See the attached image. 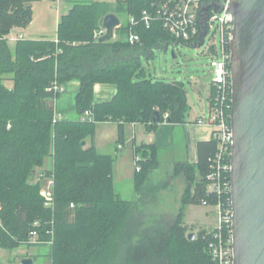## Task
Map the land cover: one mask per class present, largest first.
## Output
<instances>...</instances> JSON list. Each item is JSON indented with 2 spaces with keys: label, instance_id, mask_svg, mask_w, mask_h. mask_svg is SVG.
<instances>
[{
  "label": "trees",
  "instance_id": "trees-1",
  "mask_svg": "<svg viewBox=\"0 0 264 264\" xmlns=\"http://www.w3.org/2000/svg\"><path fill=\"white\" fill-rule=\"evenodd\" d=\"M33 1L38 0H0V248L26 244L33 230L49 239L44 232L53 221L51 264H216L206 251L213 228L200 229L191 240L183 221L185 205L215 202L206 190L205 175L216 141L197 143L194 165L174 164V174L188 176L189 182L194 166L203 173L193 193L187 184L174 220L139 230L141 224L130 221L138 202L115 192L114 158L98 152L93 140L98 122L116 123L119 140L125 123H142L152 130L163 121L187 122L190 106L184 83L146 77L140 60L142 55L153 56L156 47L185 43L159 21L150 27L138 23L133 30L140 41L130 44L127 40L129 17H138L163 0H115L114 5L75 2L61 15L54 39L20 38L12 52L7 35L13 27L30 22ZM109 12L127 18L114 31L117 39L100 42L94 32ZM70 80L79 81L76 114L82 116L88 110L89 117H56L54 101L61 93L48 88ZM96 83L115 85L113 97L94 102ZM88 138L90 144L82 145ZM156 152L154 144L135 147L140 157V168L134 173L138 196L150 189L142 184L159 165ZM49 157L51 169L42 172L52 179V207L44 205L41 183L31 179Z\"/></svg>",
  "mask_w": 264,
  "mask_h": 264
},
{
  "label": "rangeland",
  "instance_id": "rangeland-1",
  "mask_svg": "<svg viewBox=\"0 0 264 264\" xmlns=\"http://www.w3.org/2000/svg\"><path fill=\"white\" fill-rule=\"evenodd\" d=\"M92 1H106L114 5L115 0L33 1L31 3L32 17L26 28L13 27L8 34V43L12 52L14 41L10 39L11 37L22 33L26 38L30 39H54L56 37L57 20L60 15L65 13L75 2L88 3ZM126 18L123 14L119 17L123 23ZM216 37L218 46L219 37ZM209 38L210 36H207L204 43L200 45L185 43L173 46L172 44H166L165 46L154 48L153 56L146 57L142 55L140 57L146 71V77L167 82L177 80L184 83L190 114L194 116H206L209 111L208 96L212 79L211 57L206 52ZM112 39H117V37L115 38L114 36ZM166 47L167 51L165 52ZM69 117H77L75 110ZM96 126L94 136L97 132V148L102 152L110 148L108 152L113 153L114 146L119 141V138L115 137L118 131L117 124L101 122L97 128ZM125 129L126 140L124 148L119 152L117 158L111 153L114 158L112 176L115 192L120 198L138 202L136 209L132 212L133 215L130 221L133 223L138 221L141 224L139 230L160 224L165 225L174 220L180 211L182 197L187 184L190 183V191L193 193L194 185L203 180V173H200L198 167L194 166L191 169L193 179H190V182L188 176L174 174V164L185 159L181 148L176 149L175 147L170 150H160L158 167L149 172L147 179L142 184L143 186L149 185L150 189L147 191L143 190L141 195L138 196L132 183V177L136 169L135 148L132 147V143L129 140L132 132L129 125L125 126ZM175 134L180 138L179 130ZM87 140L90 142V138ZM51 163L52 159L50 157L46 158L42 167L37 168L38 171L39 169L41 171L51 169ZM32 175L34 176V172ZM33 181L37 180L34 179ZM41 187H43L42 183ZM216 218L215 211L210 205L191 203L183 208V221L187 224V234L193 232L194 235H197L202 228L211 229L213 225H216ZM49 248V244L25 243L10 249L0 248V264H22L23 259H30L32 264H48Z\"/></svg>",
  "mask_w": 264,
  "mask_h": 264
},
{
  "label": "water",
  "instance_id": "water-1",
  "mask_svg": "<svg viewBox=\"0 0 264 264\" xmlns=\"http://www.w3.org/2000/svg\"><path fill=\"white\" fill-rule=\"evenodd\" d=\"M228 10L234 19L229 41L233 264H264V0H229ZM101 25L105 32L98 41H109L120 19L109 12Z\"/></svg>",
  "mask_w": 264,
  "mask_h": 264
},
{
  "label": "built area",
  "instance_id": "built-area-1",
  "mask_svg": "<svg viewBox=\"0 0 264 264\" xmlns=\"http://www.w3.org/2000/svg\"><path fill=\"white\" fill-rule=\"evenodd\" d=\"M229 0H163L151 10H142L138 17L130 16V30L127 40L130 44L140 41L139 35L133 30L138 23L150 27L152 22L159 21L162 27L175 39L192 45L203 44L210 36L206 52L210 55L212 79L211 92L208 100L209 111L206 116L198 119L197 123L211 127V137L216 141V151L207 164L206 190L215 196V202L210 204L214 208L217 220L210 238L207 241L206 251L216 264H233L232 249V205L230 194V158L232 148V129L230 124L231 76L229 41L233 27V15L228 10ZM105 30L100 27L95 30L94 36L98 39ZM219 43L217 46V37ZM53 89L62 93L64 85L53 83ZM91 112L86 110L83 117H89ZM166 116V115H165ZM56 117H60L57 115ZM120 147V145H119ZM136 169L140 157L135 155ZM38 179H46L47 185L41 188L45 197L44 205L52 207V179L46 178L38 171ZM203 205H209L206 200ZM72 207L73 204H70ZM53 224L45 229L50 238L44 240L42 233L33 230L27 236L26 244H51L53 240ZM39 225L38 222L34 223Z\"/></svg>",
  "mask_w": 264,
  "mask_h": 264
},
{
  "label": "crops",
  "instance_id": "crops-1",
  "mask_svg": "<svg viewBox=\"0 0 264 264\" xmlns=\"http://www.w3.org/2000/svg\"><path fill=\"white\" fill-rule=\"evenodd\" d=\"M61 15H60V17H61ZM60 17H59V19H60ZM59 19L57 20V24L59 22ZM26 26L23 28L25 29ZM56 29H57V27H56ZM114 36H115V34H114ZM20 38L30 39V38H26L24 36V34H22V33H18L15 37H11L10 39L13 40L14 44H15V42ZM32 39H35V38H32ZM39 39H41V38H39ZM78 90H79V81L70 80V81L65 83L64 91L54 101V110L56 112V115L65 116L69 119H77V118L82 119L83 118V115L82 116L77 115L76 118H70L69 117L71 115V113H73V111L75 110V106H76L75 105V98H76V94H77ZM115 92H116V86L113 84L96 83V84H94V87H93V100L96 103L106 102L113 97ZM199 117H202V116H194V115L190 114V111H189V115H188L186 123H184V124H170L166 121H163V122L158 123L156 125V127L153 128L152 130L149 129L147 127V125H144L142 123H126L123 126V138H122V140H119V141L117 140L118 143L116 144V146H114L113 153L108 152L110 148L106 149L105 152H102L97 148V140H98L97 132H96L93 140H94V144H95V147L98 150V152H100L102 154H108V155H111V153H112L117 158L119 152L124 148V144H125V140H126V137L124 135V131L126 130L125 126L129 125L131 128V132H132V135L129 138V140L131 141L133 148H135L137 145H140V144H154V145H156L157 146L156 156H157L158 162H159L158 154H159L160 150H170V149L175 148V147H176V149L181 148L183 158H185V159H184V161H179V162H189V163H192L194 165L197 162V158H198L197 143L199 141L209 140L212 138L211 137V127L207 124H199L196 122V119ZM103 123H114V122H103ZM99 124H101V122H98L96 125L98 126ZM97 126H96V128H97ZM177 130H179V132H180V138H178L175 134V132ZM115 137L118 139V131L116 132ZM89 144H90V142L88 140H86L85 145L88 146ZM119 145H120V147H119ZM133 148H132V150H133ZM38 175H39V172H38V169H36L34 171V176L32 177V180L36 179L37 181H40V183H42V185H47L48 183H47L46 179H42V180L38 179L37 178ZM132 183L134 185V174L132 177ZM214 226L215 225H213L212 228ZM48 254H49V252H48ZM48 262H49L48 264H51L50 259H49V255H48Z\"/></svg>",
  "mask_w": 264,
  "mask_h": 264
}]
</instances>
